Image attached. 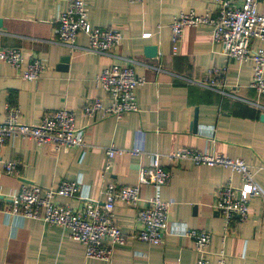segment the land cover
Instances as JSON below:
<instances>
[{"label":"crops","instance_id":"obj_1","mask_svg":"<svg viewBox=\"0 0 264 264\" xmlns=\"http://www.w3.org/2000/svg\"><path fill=\"white\" fill-rule=\"evenodd\" d=\"M69 0H0V51L18 49L25 67L34 58L45 70L37 81H26L20 73L0 64V123L5 107L16 106L19 122L38 124L45 114L67 108L75 113L77 128L84 131V148L55 151L51 146L14 137L0 146V160L16 161L18 171L9 176L0 172V208L23 185L56 188L62 181L79 182L81 196L104 201L109 183L117 187L137 186L141 167L150 155H168L191 148L228 159H241L264 190V96L249 87L251 62H237L222 54L212 42L208 27L185 28L174 50L170 24L181 12L215 14V0H84L89 23L94 27L121 33L120 46L112 55L85 51L88 38L80 33L75 49L57 43V19ZM264 15V0L258 5ZM144 34H148L147 38ZM252 47L264 43L253 41ZM157 48L155 58H146L144 47ZM69 57L66 71L58 66ZM129 61V62H128ZM112 65L134 69L142 80L137 88L139 112L127 113L121 120L96 114L87 120L82 108L88 100L107 97L96 86V77ZM223 70V92L195 84L207 70ZM196 114L197 129L193 131ZM142 146L143 154L106 156L108 148L131 152ZM108 169L105 171V168ZM161 166L170 172L168 183L160 188H140L141 205L159 195L169 204L167 227L160 246H150L131 238L141 228L137 209L116 204L114 219L127 242L114 246L108 262L85 258L81 243L68 232L40 220L0 212V264H195L197 254L184 230L211 235L209 259L220 257L225 264H264V201H249V217L228 225L215 209L219 188L239 187L240 176L230 168L195 166L187 161L172 162L165 157ZM58 205L77 208L73 199L56 198Z\"/></svg>","mask_w":264,"mask_h":264},{"label":"built area","instance_id":"obj_2","mask_svg":"<svg viewBox=\"0 0 264 264\" xmlns=\"http://www.w3.org/2000/svg\"><path fill=\"white\" fill-rule=\"evenodd\" d=\"M126 1L130 4H141L145 0ZM215 1L218 9L214 15L210 12L198 13L191 9L179 13L172 20L170 39L174 50L177 49L185 28L208 27L212 42L221 48L224 56L241 63L251 62L252 77L249 87L264 96V49H254L251 45L253 41L264 43V15L258 12L261 0ZM56 23L57 43L71 49H75V40L80 33L88 38L85 51L99 56L112 55L111 52L116 50L122 41L120 32L94 27L89 23L84 0H69L66 10L60 13ZM148 36L144 34L145 38ZM0 64L10 66L26 81H37L45 70L42 60L38 58L32 59L23 67L24 57L18 49L0 51ZM142 83L130 65H112L105 68L96 77V86L106 94L107 103L101 99L88 100L82 108V114L87 120L94 118L96 114L121 120L127 113L139 112L136 91ZM195 84L222 93L225 87L223 70L210 68L204 79ZM14 137L29 139L38 145L51 146L57 152L86 146L84 131L76 126L75 113L67 108L45 114L38 124H24L19 122L18 108L7 105L4 122L0 123V146ZM105 153L108 159H111L115 155H139L144 152L142 146H137L131 152L108 148ZM164 157L172 162L187 161L195 166L230 168L240 176L239 187L226 185L216 192L215 209L227 225L234 219L238 222L247 220L251 198L259 197L264 201V190L255 182L253 173L243 160L184 148L168 155L151 154L149 164L139 170L137 186L117 187L109 183L104 189L102 203L81 196L79 182L62 181L56 188L23 185L19 192L10 198V207L4 210L0 208V212L60 227L68 232L72 241L83 245L85 258L108 262L114 246L127 242L126 236L114 219L115 205L125 204L137 209V221L141 226L131 238L150 246H160L167 227L169 204L157 195L141 205L140 188L147 186L158 189L168 183L171 174L161 166ZM107 169L108 166L105 171ZM17 171L16 161L0 160L1 173L13 176ZM56 198L73 199L83 202V205L77 208L58 205L54 202ZM183 235L193 242V251L197 254L195 264H225L222 257L214 263L209 259V233L184 230Z\"/></svg>","mask_w":264,"mask_h":264},{"label":"water","instance_id":"obj_3","mask_svg":"<svg viewBox=\"0 0 264 264\" xmlns=\"http://www.w3.org/2000/svg\"><path fill=\"white\" fill-rule=\"evenodd\" d=\"M0 28H1V20H0ZM144 55H145L146 58H150V59L151 58H155L157 56V48L154 47V46H146V47H144ZM68 62H69V57L62 58L61 59V63L58 66L57 69H59L61 71H66L67 67H68ZM260 120L262 122H264V114L261 115ZM192 127H193V131H196V129H197L196 114H195V117H194V120H193Z\"/></svg>","mask_w":264,"mask_h":264}]
</instances>
